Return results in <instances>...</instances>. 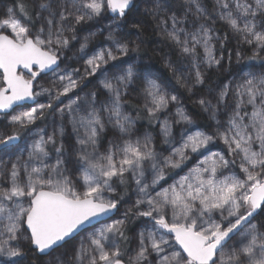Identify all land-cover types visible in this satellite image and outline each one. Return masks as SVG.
<instances>
[{
  "label": "snow or ice",
  "instance_id": "6c2138e0",
  "mask_svg": "<svg viewBox=\"0 0 264 264\" xmlns=\"http://www.w3.org/2000/svg\"><path fill=\"white\" fill-rule=\"evenodd\" d=\"M30 5L31 0H17L0 16V113L7 117L0 126V264H26L32 254L50 255L82 232L71 260L57 257L55 264H264V220L253 222L264 216V74L249 71L234 85L224 84L215 105L200 99L216 119L217 106L231 93L235 103L228 121L212 134L186 127L178 146L162 156L150 137H133L135 121L123 110L129 86L139 83L149 118L158 119L157 113L175 103L176 123L193 121L176 95L166 92L158 78H149V68L124 60L139 50L121 32L129 23L132 29L141 27L138 18L129 20L137 0H36ZM185 5L179 16L167 0H153L151 14L167 39L191 58L196 84L205 82L201 65L219 66L224 59L213 42L219 39L215 20L251 46L250 60L264 53V0H215V19L200 0H185ZM190 14L203 20L191 30L181 26ZM103 18L111 20L112 46L88 56L86 38L79 48L86 57H81L83 71L58 72L63 51L76 39V26ZM98 72L103 95L89 91L82 98V81ZM49 73L54 77L49 86L34 90L37 78ZM42 96L47 103L39 102ZM26 101L35 106L25 110ZM14 106L17 110L9 111ZM46 112L71 124V152L65 148L63 123L54 124L50 133L36 130L24 148L18 144ZM162 124L165 136L171 135L169 120ZM108 128L118 135L101 151ZM217 139L227 156L210 147ZM193 154L195 164L168 183V172L180 169ZM129 177L137 198L114 218L123 197L113 194ZM131 217L146 218L147 224L129 252Z\"/></svg>",
  "mask_w": 264,
  "mask_h": 264
},
{
  "label": "trees",
  "instance_id": "16d2710c",
  "mask_svg": "<svg viewBox=\"0 0 264 264\" xmlns=\"http://www.w3.org/2000/svg\"><path fill=\"white\" fill-rule=\"evenodd\" d=\"M20 2L28 4L29 0H20ZM35 2L36 0H31L30 6L34 7ZM200 2L201 6L206 9L208 14L212 16L213 19H215V0H200ZM16 4L17 0H0V8H7L8 6H13L15 8ZM137 5L138 7L134 10V15L132 17H129V20L138 18L139 20L143 21L141 27L139 29H132L131 24L129 23L121 29L124 39L130 42V46L139 45V50L136 52H130L129 57L138 60V62L140 61L138 63L139 68L146 66L157 72L164 82L166 81L170 84H167L169 87L183 94L185 92V88L184 86L180 87V73L178 68H184V66L189 64L190 58L188 56L182 55L179 49L170 40L167 39V36L164 31L157 26V21L151 14V9L153 8V0H137ZM167 6L170 7L171 10L176 11L177 15L179 16H183V13L186 8L185 0H167ZM199 22H203V20ZM199 22L193 15L190 14L188 15L186 23L183 26L187 28L192 26L193 28V25H196L198 27ZM99 26L96 25L95 20L88 21L86 23H82L81 25L76 26V39L71 40L68 48L63 51L60 67H70V71L73 68H79L81 69V71H83V68H81L80 66V62L82 60L77 52V49H79L80 45L82 44L84 34L86 32H89L90 30L91 31L88 34H91L90 37L92 36V39L94 38V41H96V43H99L103 40L102 34H100V32L98 31L99 28H101ZM214 27L216 29V34L219 37V39L213 41L216 45V53L217 56L222 55L224 59L221 60V64L219 66H214L215 68H212V70L208 72L206 82H204V84L201 85L198 90L204 99H209L215 104V102L210 98H212L213 96H218V93L214 91L217 88V82L222 81L223 83L224 80L233 77L235 72H241V69L248 70L250 68H253L261 70L264 67V54H261V56L255 60H250L249 58L253 55V51L250 47H248L247 44H243L238 35L232 33L222 21L215 20ZM237 53H239L240 56L239 61L237 60ZM241 53L244 55L243 57H241ZM169 65H172V68H170ZM110 67L111 65L109 66V68ZM173 69H175V71ZM95 77L96 75L85 78L82 81L81 87L84 88L96 82L97 80ZM211 87L214 88L210 89ZM141 89L142 88H140L139 83L135 85H130L129 95H127L125 101L127 109L135 117V126L137 128L136 134L140 135L142 131H147L149 132V134H151V136L163 143L164 139L162 140V136L160 135L159 129V119L161 117L158 116V119H151L149 118L148 114L143 110V105L141 103L140 97V94H142ZM98 95L100 96V93H98ZM188 106L191 113L195 116V122L203 128L204 132H210V128L212 126L213 128L217 126L218 116L220 115L219 112H221L220 110L217 111L216 109L217 120L212 121L210 119L212 111L211 109L210 112L204 111V109L198 104L193 105L191 102ZM217 108H221L220 105H218ZM219 118H221V116H219ZM5 121L6 116L0 115V126H3ZM65 123L66 121L64 122V125L69 124ZM176 133H181L180 127L171 126V138L173 137V135L175 136ZM103 138L105 140L106 135H104ZM104 142H106V140ZM107 144L108 143H103L101 141L100 150L104 151V149L107 147ZM171 149L172 147L166 154H163L162 156H169ZM191 163L192 162L190 161L187 163V165H190ZM176 172L177 171H175V173ZM131 181L132 180L129 177V179L124 185L118 187L117 193L113 194L123 197L121 204L127 199L129 190L131 191ZM134 187V199L136 200L137 194L135 183L133 184V188ZM136 218L137 217H131L127 224L126 234L128 240L126 246L128 249L130 246L129 232H131V230L135 228L134 224L139 221V219ZM262 220H264V216H258L253 222L259 223ZM72 245L73 241L65 245L64 248H60L57 251H64V249H68ZM122 247H124V245H122ZM43 260V255L32 254L29 257V261L31 262V264H42Z\"/></svg>",
  "mask_w": 264,
  "mask_h": 264
},
{
  "label": "rangeland",
  "instance_id": "374dc122",
  "mask_svg": "<svg viewBox=\"0 0 264 264\" xmlns=\"http://www.w3.org/2000/svg\"><path fill=\"white\" fill-rule=\"evenodd\" d=\"M34 5H35V3H34ZM8 7H13V6H8ZM7 8H0V10H1L0 16L4 15V13L7 11ZM193 11H194V9H193ZM95 22H96V25H98V26L101 25V26H99L101 28H99L98 31L100 32V34H102L103 40L100 41L99 43H96V41H94L95 39L94 38L92 39V36L90 37L91 34H88V33H90L91 30L84 34V39H82V44L85 42V39L87 38V45L88 46L85 49V53L88 56H90L93 52L99 50L100 48H105V47H111L112 46L111 42L108 40L109 25L111 24V20L109 18H105V19L103 18V19H100V20H95ZM181 26H183V25H181ZM183 27H185V26H183ZM188 29L191 30L192 26L189 27ZM248 47L251 48V46H249V45H248ZM197 51L201 52V54H202V49L198 48ZM77 52H78L80 58L81 57H85V53H81L79 51V49H77ZM261 54H264V53H261ZM243 56L244 55L241 53V57H243ZM124 59H126V60H128L130 62H137L138 61L136 59H132L131 57H125ZM81 60L82 61L80 62V66H81V68H83L84 59L81 58ZM189 61H190V63L187 64L186 66H184V68H182V67L178 68L179 73H180L179 74V79H180V83H181L180 87L184 86V88H185V92L183 94H181L180 92H177V91L173 90L171 87H169L168 85H170V84L168 82H166V81L164 82L162 80L161 76L157 72L152 70L151 68H149V69L151 70V73L153 75L150 76L149 78H158L159 81L163 84L164 89H165L166 92L177 96L178 105L180 107H182L184 109L185 113L191 117V119L193 121L192 125H185L183 123H176L175 112H176L177 104L170 103L169 106H168V109L166 111H161L160 113H157V116L161 117L159 119V122H160L159 129H160V135L162 136V140L164 139V141L162 143V142L158 141L156 138H154L153 136H151V134H149V132H147V131H142V133L140 135L136 134L137 128L135 126L136 125L135 117L127 109V107H126V105L124 103V109H123L124 112L126 114H128L129 116H131L134 119V121H135L134 126H133V133H132L133 137L134 138L139 137L141 139H143L146 136L150 137L153 145L155 146L156 152L158 154H161V155L166 154L170 150V148L173 147V145L178 146V141L180 140V135H181V133H179V134L176 133L175 136L173 135L172 138H171L170 135L166 137L165 134H164V131H163V124H162L163 120H165V119L169 120V123H170V125L172 127L173 126L180 127V131L181 132L186 127L192 129L193 131L197 130V129L201 130V131H204L203 128L198 123L195 122V116L191 113V111L189 110V106H188L190 104V102H191L193 105L198 104L200 107H202L198 103V101L200 99H204L203 96L199 93V90H198V88L201 87V85H203V84H196L195 83V75H194V71H193V68H192L191 58H190ZM125 66H127V65H125ZM138 67H139V65H138ZM212 68H215V67L213 66V67L209 68L206 65H201V72H202V74L204 76L205 82H206V77L208 75V72H210L212 70ZM65 69L70 71V67H67V66H62L57 71L58 72H63ZM216 70H218V69H216ZM249 71L252 72V73H255L257 75L264 74V67L261 70L250 68L248 70H245L244 72H235L233 77H230L229 79L224 80L223 83H222V81L217 82L218 83L217 84V88L215 87L216 89L214 91L216 93H219L220 88L224 84H228L229 82H232L233 85H234L235 83L240 81L241 76L245 75ZM109 75H111V73H109ZM53 78L54 77L52 76L51 73H49L48 75L42 74L41 77L37 78L39 83L37 84V83L34 82L35 90L39 91V85H43L44 87H48L50 79H53ZM95 78L97 80L96 82H94L91 85H88V86H86L84 88L81 87L82 90L78 89V91L80 92V96L82 98L85 97L89 91H96L97 94L100 93V96L103 95V93H102V91L100 89V83H99V81H100V79H102V77L100 76L99 72L96 74ZM81 86H82V83H81ZM213 88L214 87H211L210 89H213ZM140 97H141V103L143 105V94H140ZM216 97L217 96H213L212 98H210V99H212L215 102V104L217 103ZM38 99H39V102H41V103H47V98L44 97V96L39 97ZM62 99L64 100V103L68 102L67 98H63L62 97ZM125 101H126V98H125ZM234 103H235V97L230 93L229 96L225 98L223 103L219 104L221 108H217V111L218 110L221 111V112H219V114H220L219 116H221V118H219V116H218L219 125L217 123L216 127L213 128V126H212L210 128V132H207V131H205V132H207L209 134H212V133H214L217 130V128L220 125H225L226 122L229 119V116L232 114V108H233ZM31 106H35V104L24 105V109L26 110V109H28ZM60 106L63 107V104H60ZM54 107H55V104H54ZM223 109H224V111H223ZM16 110L17 109L15 108L12 112H14ZM209 112H210V110H209ZM207 114H208V112H207ZM6 119H7V117H6ZM210 119L212 121H216L217 120V114H216V119H212V116H210ZM65 121H61L59 115L57 113H55V112H53L51 114L46 112L45 119L43 121H37L36 125H33L32 128L29 131H26V132L22 133L21 140L18 142V144L20 145L21 148H24V147L27 146V144L31 143V140L34 138L33 133L36 130L42 128V129H45L47 132L50 133L52 131V127H53L54 124L56 126H59L61 123L64 124ZM66 123H67V121H66ZM213 130H214V132H213ZM104 135H106V139H105L106 142H104L105 141L104 138H103ZM117 135H118V133L114 129L108 128L103 133V135L101 137V141L103 143H108L109 141L115 139L117 137ZM73 137H74V134L72 132V127L70 126V124H66L65 125L64 142H65V148L69 152H71L72 146L74 145V138ZM210 147L212 148L213 151L221 152V153H223V154H225L227 156L226 146L223 144V141L217 139L215 144L211 145ZM3 155H4L3 153L0 154V156H3ZM196 160H197V156L195 154H193L191 156V158L188 161H186L185 164L182 165V167L180 169L170 170L168 172V175H167L168 183H171L174 179H178L179 176L185 174L187 172L188 168L192 167L195 164ZM190 161L192 163L190 165H187V163L190 162ZM236 167L238 169V164H237ZM72 171L74 172V170H72ZM175 171H177V172L175 173ZM131 182H132L131 191L129 190V194H128L127 199L120 205L119 211L115 214L114 218H119V216H121L126 209L130 208L133 205L134 201H135V199H134L135 187L133 188L134 182L133 181H131ZM165 186H167V184H165ZM136 219H139V221L134 224L135 228L133 227L134 229L131 230V232H129V234H130V238H129L130 246H129V249H128L129 252H131L133 249L136 248V245H137V239H136L137 234L147 224L146 218L137 217ZM108 222H111V221L109 220ZM94 226L98 227L99 225H94ZM91 230H92L91 228L87 229V231H91ZM85 234H86V232H82L80 234V237L77 238V240H73V245L70 248L64 249V251H60V252L57 251L58 250L57 249L55 252L51 253L50 255L44 256V260H43L42 264H55L57 257H59V259L61 261H69V260H71L72 253H73V250H74V247H75L77 241L81 237H83ZM27 264H31V262L28 261Z\"/></svg>",
  "mask_w": 264,
  "mask_h": 264
},
{
  "label": "water",
  "instance_id": "95a60500",
  "mask_svg": "<svg viewBox=\"0 0 264 264\" xmlns=\"http://www.w3.org/2000/svg\"><path fill=\"white\" fill-rule=\"evenodd\" d=\"M34 90H35V87H34ZM27 104H29V105H32V104H34V102L33 101H26V102H24V105H27ZM16 108V106H14V108H13V110ZM13 110H9V111H13ZM0 115H3L2 113H0ZM19 142V141H18Z\"/></svg>",
  "mask_w": 264,
  "mask_h": 264
}]
</instances>
